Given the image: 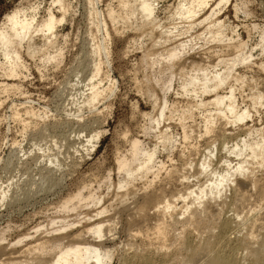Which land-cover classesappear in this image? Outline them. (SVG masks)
Masks as SVG:
<instances>
[{"label":"rangeland","instance_id":"rangeland-1","mask_svg":"<svg viewBox=\"0 0 264 264\" xmlns=\"http://www.w3.org/2000/svg\"><path fill=\"white\" fill-rule=\"evenodd\" d=\"M176 1H160L158 14L162 21H165L168 10L171 9L172 4L173 6L176 4ZM214 1L217 0L211 1L206 10L212 5L214 6ZM67 2L71 5V10H69L66 19L59 24L57 41L54 47L51 48V52L60 49L59 59L46 61L42 54L33 57L27 55V42L24 40L21 46V64L18 68V74L9 76L3 69L7 61L0 51V237H4V240L0 242V259L11 254H13L12 256H18L19 252H14L13 249L20 250L26 245L28 246L29 243H33L37 237L52 235L53 231L50 232L52 234L44 231L46 228L41 230L40 233H35L39 226L46 225L48 229L52 220H56V223L62 219H66L69 223L74 222L73 227L70 226L71 228L69 227L68 230L63 231V233L69 234V238L72 239L71 237L74 233L85 228L91 220L98 219L97 216L93 219L98 205L89 204L73 211H67L60 206V203L62 199L77 193L79 190H83L85 195L91 190L101 195L103 200H101L99 206L108 207L107 212L103 214L105 218L102 215V219L108 217L118 219L120 215L119 222L116 219L118 222L116 227L118 228L116 230L117 235L114 232L111 235L109 234L108 237L106 236L105 239L103 238L104 241L106 240L107 245L115 246V256L112 264H139L135 262L138 261L135 259V253H141L148 258V262L141 264H165L163 256H161L162 252L158 251L156 253L155 245H152L150 240L139 234L135 236V233L129 231L127 227L129 211L137 207L147 194L154 191L153 189L157 190L160 186V188H167L166 186L170 181L166 172L169 173L168 171L171 169H167L174 165L172 169L176 167L182 172L184 171L186 178L183 181H188V183L173 178L171 182L176 181L175 184L174 182L169 184L170 188L174 189L173 187H176V191L179 190L178 192L181 191L183 193L184 191H190L187 190L190 187V189H195L198 184L204 183L207 176L198 169L201 161L208 154L206 146H209L212 141L214 143L217 139L216 136L221 135L220 133L223 135L222 131H224V128L223 130L217 129L215 134L212 133L211 136H203L202 127H199V122L200 124L202 123L201 118L203 116L200 109L194 108V110L196 109L195 119L187 118L185 123L189 128L196 123L199 126L194 131V135L184 142L183 127L178 120V116L166 117L160 127L166 128L167 126L171 130L170 132L174 133L173 135L177 138L175 147L168 148L171 150L168 152V149L166 150L162 145L159 146L157 162L160 161L161 163L163 161L164 163L163 166L161 164V174H158L156 176L158 178L154 179L152 177L154 175L149 173L147 179H145L146 177L144 180L143 178L141 180L137 179L134 182L135 185H133L135 187L129 186L123 189L124 191L121 192L129 191L127 195L128 201L126 200V203L121 204V201H118L116 196L118 192L115 184L122 177V173L118 171L116 160L122 154H129V149H131L132 141L135 138L139 139L143 146L147 148L153 147L157 143L154 137L157 131L154 127V122L149 119L150 116L146 115V113H152L154 116L158 110L145 92L146 85L143 79H145L144 74L148 70L146 69L147 72H145V66L139 62L142 50L137 43L132 41L133 31L123 27L121 22H112L106 15L107 9L109 10L112 7L118 9L119 0H67ZM18 9H23L29 15L35 14L37 20L45 18L49 10H53V13L58 17L62 14L58 4H54L53 0H0V30L5 26L8 16ZM94 9H99L105 14L103 15L105 20H107L109 35L104 31L100 32L97 30L96 25L93 24L96 20L93 15ZM216 12L225 24L226 38L224 42L228 43L229 39H231V43H237V40L247 42L248 47L246 46L245 49L252 55L250 65L249 63H242L245 66L239 64L237 66L238 72L241 74L243 72L249 78L252 76L258 79L264 77V71L259 68L260 62L264 60V51L261 48L262 44L260 41L261 33L264 32V0H228L216 8ZM117 30L119 31L117 32ZM38 37V45L43 44L42 39L44 38L42 36ZM104 38L108 46V53H101L100 55L94 53L95 45L99 41L104 40ZM147 44L149 45V43ZM206 48V46L199 48L201 51H198L203 54L202 56L199 55V59L206 56L204 55L206 53L202 51L206 50ZM232 53L228 58L233 56ZM214 59L216 60V57L211 56L207 60H210V63L213 64ZM97 61L101 62V73L95 80L97 82L98 80L101 81L100 85L104 92L94 102L95 104H89L86 102L90 87L89 79ZM177 84L176 81L175 89L171 90L167 95V112L172 108V104L175 105L176 103L175 106L180 109L188 105V99L186 96L182 97V94L179 93ZM239 88L236 93L238 94L239 104L246 106L249 103L248 99L246 100L249 90L241 89V92H238L240 91ZM157 96L162 101L163 92L159 89H157ZM243 99L245 100L244 104L242 103ZM253 113V117L247 119L241 124L242 126L227 124L225 132L234 134V140L239 142L248 127H260L264 131V108L262 107L259 112L254 111ZM235 128L236 130H234ZM97 133H99V137L97 140L94 139V147H92V144H88L86 140ZM213 137H216V139H213ZM187 141L189 143H186ZM218 142H221V140H216L214 144L212 143L209 146L212 150L214 149L213 153H217L215 147H221ZM216 143L219 146H216ZM223 143L221 142V145L224 148H217L219 157L214 160V167L217 168H225V162L228 159L236 161V157L233 154L227 153L228 149ZM56 156L58 159L57 163H50L49 158L53 159ZM189 162L192 163L190 166L193 167L187 165ZM158 166H160L159 162ZM184 166H187V170L182 169ZM162 168H165L166 172ZM189 169L192 175L189 173ZM164 175L168 179L163 177ZM188 177L190 178L189 180ZM238 177L235 180L236 182L234 181L235 183L233 182L231 185L244 186L245 188H243L248 191L253 189L244 177ZM152 180L155 183L154 186H152ZM243 183L245 184L243 185ZM233 188V186H230L224 194V199L226 198L224 213L222 212V217L217 219L219 223L216 222L220 224L223 217L226 218V216L231 218L230 224L232 228L226 231V234L216 224L211 230L212 232L202 231L199 233L198 230L192 227L185 235L186 237L188 236L187 238H191L189 240L192 241L194 246L196 245L195 247H199L206 240L213 244H220L218 242L220 241L219 238L227 235L225 236V241H227L228 250L235 251L238 258L242 259V262L248 263L250 259L247 256L248 252L245 253L248 251L245 245L249 240L247 239V233H249L251 226L250 224H244L243 216L245 219L250 217L251 215L249 214L254 213L251 209H262V213H264V203L252 196L247 201L249 202L248 204L246 203L239 209H234L235 206H231L235 202L233 199L235 198ZM4 191L8 195L1 197ZM176 196L173 198H176L175 208L177 212L178 210L180 212V208L183 207L185 202L182 197L178 196V198ZM89 213L90 215L93 214V217H88L90 216L88 215ZM185 216L187 217V214L181 217L185 219ZM263 219H260V221L264 222ZM178 224L173 227L175 232L172 230V234L178 233V231L182 232V224ZM58 225L60 223L56 224V226ZM176 228L177 230H175ZM262 229L264 230V228H261V231L264 232ZM49 230L51 229L49 228ZM58 233L55 232L54 234ZM18 239H22V241L20 243L15 242ZM241 241L244 243L243 247ZM169 243H171V240ZM240 244L242 245L240 246ZM172 246L168 248L169 251L167 250L171 258L174 256V252L177 251L176 245ZM185 253L187 252L182 251L183 256L187 255ZM182 255L181 257H183ZM246 256L248 259H246ZM171 260H174V258Z\"/></svg>","mask_w":264,"mask_h":264},{"label":"bare ground","instance_id":"bare-ground-1","mask_svg":"<svg viewBox=\"0 0 264 264\" xmlns=\"http://www.w3.org/2000/svg\"><path fill=\"white\" fill-rule=\"evenodd\" d=\"M160 1L161 0H119V5H117L118 9L112 7L109 8V10L107 9L108 11L106 10V15H108L112 22H121L123 27L133 31L134 36L132 41L137 43L142 50L139 62L145 66V68L143 67L145 70H148V72L147 70L145 71L147 73L144 74L145 79H143L146 85L145 92L154 103L153 105L158 109L154 116L152 113H146V115L150 116L149 119L154 122V127L157 130L154 136L157 143H155L153 147L147 148L143 146L139 139L135 138V140H131L132 144L130 147L131 149H129L130 152H128L129 154L117 156V168L118 171L122 173V177L118 180L117 184H115L117 185L116 189L118 192L116 196L118 197V201L124 204V202L126 203L129 191L127 189L128 192H121L124 191L123 189L129 186L135 187L133 186L135 185L134 182L137 181V179L141 180L143 178L144 180L145 177V179H147L149 173L154 175L152 176L154 179H157L158 177L156 176L161 174V164L163 166L164 163L163 161L161 163L158 161L160 164V166H158L157 152L158 149L160 150L159 146L162 145L167 150L168 148L175 147L177 143V138L173 135L174 133L172 134L170 132L171 130H169L167 126L166 128L160 127L162 121L166 117L171 118L174 115L178 116V120L183 127L184 139L181 138L184 142L194 135V131L199 125V127H202L203 136H211L212 133L215 134L217 129L223 130L224 128V131H222L224 134H216L217 136H214H216L217 139L216 137H213V139L215 138L218 141L221 140V142H224V146L228 149L227 153L233 154L236 157V161L227 158L228 160L225 162V168L214 167V160L216 157H219L217 155V153H219L218 149L223 146L221 142H218L221 147H217L218 149L215 147L217 153H213L214 149L212 150L209 148L213 143L212 141L210 145L208 144L209 146H206V148H208V154L203 151L207 156L201 161L198 169L206 174V181L202 180L204 183L198 184L197 187L194 185L196 187L195 189H190L191 187L189 189L186 188L190 191H184L183 193H181V191L178 192L179 190L176 191V187H173L174 189L170 188L171 186H169V184L173 182L175 184L176 180L183 181L186 178L184 171L182 172V170L176 167L172 169L175 165L171 168H166L167 170L171 169L168 171L169 173L166 172L165 168H162L163 171L165 170L164 172L168 174L170 183L167 184V188H160V186L157 190L153 189L154 191L147 194L145 199L142 200L140 204L138 203L139 205L137 207L129 211L130 214L127 227L129 231L135 233V236L139 234L150 240V243L155 245L154 248L157 250L156 253L158 251L162 252L161 256H163L165 264H246L247 262H242V259L240 260L238 258L235 251L228 250L227 241H225V236L227 235L223 236L222 234L224 233L222 231V234H219L223 236L222 238L219 236L221 238H219L220 241H218L220 244H213L206 240L205 242L202 241L203 243L200 244L199 247H195L196 245L194 246L192 241L189 240L191 238H187L188 236L186 237L185 234H187L192 227L198 230L199 233L202 231H211L215 227L217 224L216 222H218L217 219L222 217L221 213L224 211V202L226 199H224V194L230 186L234 187L235 198L233 199L235 202L233 203L234 205L231 204V206H235L234 209H239L246 203L248 204L249 202L247 201L252 196L259 199L260 202L262 201L261 203H264V131L261 130L260 127H248L245 129L242 136L243 138L241 137L239 142L238 140H234V134L225 132L227 124L230 123L242 126L241 124L247 119L253 117L254 111L259 112L260 108H264V77H262L263 79L260 78V76V79L253 76L249 78L244 75L243 72L241 74L237 70L239 64L244 65L249 63L250 65L252 55L245 49L247 42L237 40V43H231V39H229L231 41H229L230 43L224 42L226 38L224 30L225 24L217 15L216 8L228 0L214 1V6L212 5L208 10H206V8H208L207 6L211 1L213 2V0H177L174 6L173 4L172 7L169 5L171 9L168 8V15L165 21H162V18L158 14ZM53 3L58 4V8L62 11L60 17L55 15L53 10H49L45 18L37 20L35 14L29 15L23 9H18L8 16L5 26L0 30V51L7 61L3 66L7 75L15 76L18 74V68L21 64V46L24 40L27 42V55L33 57L42 54L46 61L59 59L61 54L60 49L51 52V48L54 47L57 41V28L59 24L66 19L69 10H71V5H69L67 0H53ZM103 14L101 10L94 9L93 15L96 20L93 24L96 25L97 30L100 32L104 31L109 35L110 32L107 27V20H105V14ZM118 31L119 30H117V32ZM38 36L44 38L42 39L43 44L41 45L37 43ZM260 39L262 44L261 48H263L262 50L264 51V32L261 33ZM147 43H149V45ZM205 46L207 47L206 50L202 51L206 53L204 55L207 57L203 56L199 59V55L202 56L203 54L198 50L201 51L199 48ZM230 52H233L232 55L234 58L233 56L228 58L231 54ZM94 53L99 55L101 53H108V46L105 38L95 45ZM211 56L216 57V60L214 59L215 61H212L213 64L210 63V60H207L208 57ZM259 68L261 71H264V60L260 62ZM100 73L101 62L97 61L92 76H90L89 79L90 87L86 97V102L89 104H93L97 101L104 92V89H102L100 85L101 81L98 80L97 82V80H95L100 76ZM176 81L178 83L177 90L182 94V97L186 96L188 105L180 109L178 106H175L176 103L175 105L171 103L172 108L167 112V95L171 90L175 89ZM238 87H240V91L238 92H241V89L249 90V94L246 97L249 103L246 106H241L239 104L237 98L238 94H236ZM157 89L163 92L162 101H160L161 99L157 96ZM84 94L82 95L84 96ZM243 102H245V100L242 101V103ZM157 103H159V105H157ZM194 108L201 110V115L203 116V118H201L202 123L200 124L199 122V125H196V123L193 127L191 126V128H189L186 126L185 120L187 118L195 119L196 109L194 110ZM27 112H29V110H27ZM234 130H236V128ZM98 137L99 133L91 136L86 142L92 144V147H94V139L97 140ZM186 143L189 142L187 141ZM216 146L219 145L217 144ZM170 151L171 150L168 152ZM57 161V156L53 159L49 158V162L52 164L57 163ZM190 164L192 165L190 162L189 164L187 163L189 166ZM186 167L184 166L182 169L187 170ZM199 172H197V174H199ZM190 174L192 175V173ZM165 175L163 177H166ZM238 176L244 177L251 184L253 188V191L251 190L252 192L244 189V186L243 188L239 185H231ZM173 178L176 180L174 179L175 181L171 182ZM189 179L188 177V180ZM199 181L197 182L200 183ZM183 182L185 183L186 181ZM239 182L242 183L241 181ZM186 183H188V181ZM154 184L155 183H153L152 186H154ZM244 184L245 183H243V185ZM248 188L250 187L248 186ZM95 192L90 190V192L85 195L83 190H79L77 193L68 195L62 199L60 203V206L67 211H73L89 204L98 205L94 215H90L92 212L88 214L90 215L88 217L91 218L94 216V219L95 216H97L98 219L95 218V220H91L85 228L74 233L71 237L72 239L69 238V234H66V232L63 233V231L68 230L69 227L73 225V221V223H69L66 219H62L58 221L60 225L56 226V224H58L56 223L57 221L52 220L49 223V228L51 230H49V228L47 229L48 226L43 225L39 226L35 232L36 234L40 233L41 230L46 228L44 231L49 233L53 231V234L50 233L52 235L48 236V234L44 237H35L36 240H34V242L32 241L33 243L31 244L29 243L30 245L28 244V246L26 245L20 250L13 249L14 252H19L17 254L18 256H12L13 254L8 257L4 256L5 258L0 259V264H112V260L115 256V246L107 245L104 239L106 236L108 237L109 234L111 235L114 232L116 234V230L118 229L116 227L120 215L118 219L116 218L118 222L116 219H111L110 217H108L110 219H102L101 216L107 212L108 207L99 206V203H101L103 199L101 195ZM5 195L6 191L2 193L1 197ZM176 195L182 197L185 202L183 207L181 206L180 212L179 210L177 212L175 208L176 198H173ZM251 211H254V213L249 214L251 216L248 218L246 217L247 219L243 216V220H245L244 224H250L251 226L249 233H247V239H249L250 242H248V240L247 244L245 243L248 249L245 253L248 252L247 256H249L250 259L247 264H264V232L261 231V228H264V222L260 221V219H263L264 213H262V209H251ZM186 214L187 217L185 216V219L181 217ZM104 216L105 215H103V218H105ZM230 221L231 218H227L226 216V218L223 217L220 224H217L225 234L226 231L232 228ZM79 222L81 221L79 220ZM178 223L182 224V232L178 231V233L172 234L173 227ZM177 228L175 230H177ZM256 228L258 229L255 230ZM55 232L61 233L54 234ZM1 240H4V237H0V242ZM170 240L171 243H169ZM21 241L22 239H18V241L15 242L20 243ZM242 244H240V246L242 245L243 247L244 243ZM172 245H176L175 248L177 251L174 252L175 254L172 252L174 256L171 258L168 248L170 246L173 247ZM138 250L140 251V249ZM182 251H186L187 253H185V255H187L183 256L184 253L182 255ZM181 255L183 257H181ZM247 256L246 259H248ZM135 257V259L138 260L135 262L139 264L148 262V258L141 253H135ZM173 258L174 260H171Z\"/></svg>","mask_w":264,"mask_h":264}]
</instances>
